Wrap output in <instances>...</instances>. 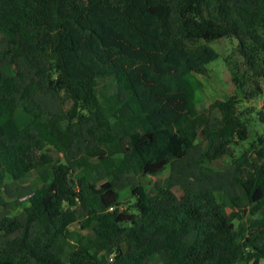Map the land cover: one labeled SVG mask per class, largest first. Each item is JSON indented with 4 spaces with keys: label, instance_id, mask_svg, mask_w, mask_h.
Listing matches in <instances>:
<instances>
[{
    "label": "trees",
    "instance_id": "obj_1",
    "mask_svg": "<svg viewBox=\"0 0 264 264\" xmlns=\"http://www.w3.org/2000/svg\"><path fill=\"white\" fill-rule=\"evenodd\" d=\"M226 37L244 57L264 49V0H0V207L20 209L0 219V264L264 260V215L234 224L264 213V129L235 156L249 137L237 96L199 110L188 78Z\"/></svg>",
    "mask_w": 264,
    "mask_h": 264
},
{
    "label": "rangeland",
    "instance_id": "obj_2",
    "mask_svg": "<svg viewBox=\"0 0 264 264\" xmlns=\"http://www.w3.org/2000/svg\"><path fill=\"white\" fill-rule=\"evenodd\" d=\"M208 45L218 53V57L206 65L208 70L207 75L190 73L188 76L194 86L195 104L199 110H203L216 99L225 100L233 94L237 96L238 108L244 116V122L248 126L249 131V137L246 141H240L234 145V155L239 156L264 129V124L259 121V114L264 110V49L254 52L250 57H244L241 54L238 41L234 37L211 41ZM257 85L260 92L259 94H253ZM114 91H116V82L112 76L101 79L99 85L96 87V93L101 99ZM212 114L219 115V112L213 110ZM199 140H201L200 137L197 138V141ZM50 153L55 158H60V155L54 149ZM230 163L231 159L229 157L222 156L213 160L210 166L215 170L224 171ZM97 164L98 161L96 159H91L85 166L91 168L96 167ZM167 173L164 172L159 176L143 177L141 182L145 189L149 190L154 182L163 179ZM33 177L34 175L31 173L27 178L20 180V183L26 184ZM7 180L4 170L1 169L0 189ZM174 192L180 198L185 196L184 190L181 187H174ZM216 196L221 201V194L216 193ZM130 204H132V199L128 194H125L123 205L124 207H129ZM226 210L229 212L228 208ZM14 212L13 210H5L0 207V219L5 216H12ZM239 215V217L234 219V224L246 230L251 220L262 217L264 213L260 211L256 215H251L248 211H245ZM71 229L80 234L81 240L89 241L93 238V233L90 230H80L77 224L71 225ZM159 263V259L153 262H144V264ZM242 264H264V260H252Z\"/></svg>",
    "mask_w": 264,
    "mask_h": 264
},
{
    "label": "built area",
    "instance_id": "obj_3",
    "mask_svg": "<svg viewBox=\"0 0 264 264\" xmlns=\"http://www.w3.org/2000/svg\"><path fill=\"white\" fill-rule=\"evenodd\" d=\"M123 208H124L123 205H120V206H119V210H122ZM108 210H113V206H110V207L108 208ZM114 255H115V254L109 255V256H108V260H109V261H112Z\"/></svg>",
    "mask_w": 264,
    "mask_h": 264
},
{
    "label": "crops",
    "instance_id": "obj_4",
    "mask_svg": "<svg viewBox=\"0 0 264 264\" xmlns=\"http://www.w3.org/2000/svg\"><path fill=\"white\" fill-rule=\"evenodd\" d=\"M0 170H1V169H0ZM19 211H20V209L15 210L14 214H16V213L19 212ZM14 214H12V216H13Z\"/></svg>",
    "mask_w": 264,
    "mask_h": 264
}]
</instances>
